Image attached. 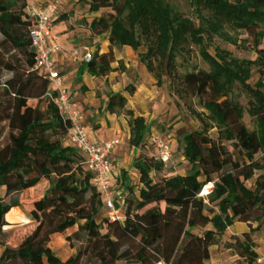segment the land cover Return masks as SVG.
Segmentation results:
<instances>
[{
  "label": "trees",
  "instance_id": "trees-1",
  "mask_svg": "<svg viewBox=\"0 0 264 264\" xmlns=\"http://www.w3.org/2000/svg\"><path fill=\"white\" fill-rule=\"evenodd\" d=\"M189 2L198 24L175 13L167 0L88 2L89 13L100 16L87 26L94 36L109 35L110 50L93 52L81 73L108 76L114 72L113 49L127 46L138 53L159 87L167 80L172 93L195 97L203 108L194 112L200 129L179 134L188 173H164L169 165L156 161L145 149L152 135L149 123L127 108L123 94L109 95V112L129 118V145L138 150L132 166L138 184H132L129 172L121 170L114 190L125 192V216L111 222L94 173L69 142V122L47 97L49 83L35 69L25 11L29 0H0V46L11 45L26 58L24 69L0 61L3 69L14 74L4 87L13 103L4 116L10 130L8 144L0 149V194H4L0 264H155L159 259L168 264H205L212 259V248L235 224L264 226V47L260 49L264 0ZM228 30L255 36L256 61L237 59L218 47L214 54L210 52L215 37L237 44ZM190 46L199 49L209 71L180 73L178 58ZM141 49L145 51L140 53ZM119 67L124 69L122 62ZM255 67L260 79L252 85ZM236 84L249 97L247 111L255 120V130L246 126L245 109L232 97ZM135 91L132 85L126 89L129 95ZM213 130L216 137L211 135ZM252 180L255 183L249 187ZM43 182L49 183L48 188L30 205L33 229L17 246L10 245L6 231L10 222L27 220L17 211L22 205L18 195L36 190ZM209 183L213 190L202 197ZM76 226L74 236L85 247L62 261L49 245L51 238ZM254 244L250 233H245L242 240L234 237L229 248L237 252L240 264H257Z\"/></svg>",
  "mask_w": 264,
  "mask_h": 264
},
{
  "label": "rangeland",
  "instance_id": "rangeland-1",
  "mask_svg": "<svg viewBox=\"0 0 264 264\" xmlns=\"http://www.w3.org/2000/svg\"><path fill=\"white\" fill-rule=\"evenodd\" d=\"M168 3L172 6L175 13H178L185 18L192 19L196 24H198L197 14L195 13V8L190 4L189 0H167ZM82 2L85 0H66L62 8L67 12L71 11H80L84 6ZM68 25V23H65ZM88 23L86 20H81L75 24V29L78 30L79 26H87ZM79 32V31H78ZM264 32V29H263ZM228 34L231 38L237 40V44L225 41L219 37L213 38L210 44V52L215 53V49L221 48L225 51L230 52L237 59H245L256 61L258 58V52L255 48V36L249 35L245 32H233L228 30ZM78 36L81 37L78 34ZM3 38L0 35V43ZM264 47V40L260 46V49ZM144 52V49L140 50ZM0 61L6 63L9 61L13 65L19 67V69H24L26 65V58L20 54L18 51L14 50L11 45L6 47L0 46ZM137 55V54H136ZM137 60V59H136ZM139 60V59H138ZM132 62V61H131ZM129 62V63H131ZM124 69L126 70L125 62H122ZM178 63L180 65V73L193 72L199 70L209 71V66L203 61L199 54V49L195 46H190L186 49L184 56L178 58ZM14 74L3 69L0 66V149H3L8 144L9 139V127L8 121L4 119V116L10 106L13 103V97L8 95L5 91V85L7 81L12 79ZM152 76V75H151ZM132 78L133 75H130ZM153 77V76H152ZM154 79V77H153ZM260 79V73L258 68H254L253 75L250 80V83L254 85ZM169 82L165 80L164 84L159 87L156 80L154 79L153 87V96L148 102L146 108V121L151 127V133L157 134L163 137L165 140L170 141V144L174 150V164L173 166L169 165L168 168L164 169V173L168 171H175L181 175H186L190 166L185 161H182V148L179 146V134L181 132H192L200 129L201 124L197 120L194 112H202L203 108L199 102V99L192 96H182L172 93L169 88ZM232 97L235 101H238L245 109L244 113V122L250 130H255L256 123L254 118H252L247 111V103L249 97L242 90V88L236 84L234 87ZM35 102V101H34ZM45 107V106H43ZM213 137H216V130L211 132ZM125 144L118 151L123 155H114V159L122 160L129 158L126 165H129L131 162V147L129 145V140H125ZM237 154H235V159H237ZM173 160V159H172ZM162 175L158 174L156 179H160ZM255 183V180L249 181L247 185L251 187ZM49 186L48 182H43V185L36 190H31L23 192L21 195H18V198L21 200L22 205L17 211L20 213L19 216L27 219L26 221H14L11 222V225L6 228L8 234V243L12 246H17L24 236L33 229V225L30 224L31 220L29 218V213L31 211V202L36 197L40 196ZM4 198V194H0V199ZM9 201V199H7ZM115 205L117 208L125 211V206L121 201H116ZM258 224L252 223L242 224L237 223L236 229L229 231L228 234L221 240L218 246L212 248V259L205 264H240L242 260L239 258V255L233 248H229V244L234 243V237H238L241 240L245 233H250V236L255 243V251L258 253V257L264 255V226H261L257 229ZM257 229V230H255ZM78 227L72 228L65 232L64 234L53 235L50 242V247L55 252V254L62 260L66 261L71 256L75 255L79 248L85 247L83 242L77 239L74 234L77 233ZM244 231V232H243ZM119 264H133L131 262H120Z\"/></svg>",
  "mask_w": 264,
  "mask_h": 264
},
{
  "label": "crops",
  "instance_id": "crops-1",
  "mask_svg": "<svg viewBox=\"0 0 264 264\" xmlns=\"http://www.w3.org/2000/svg\"><path fill=\"white\" fill-rule=\"evenodd\" d=\"M34 1L39 5L45 6L55 0ZM88 2L89 0H85L84 3L82 2L84 8L77 12L64 11L62 6L64 3L66 4V0H60L59 2L58 18L60 19L62 15H66V17L63 21L57 18L52 26V34L63 48V51L55 58L56 67L64 78L65 85L71 93L76 108L82 115V124L88 132L90 140L94 143L101 144L116 138V136H120L121 138V143L116 146L111 155L112 171L109 178L116 182L121 170H126L130 174L132 184L137 186L138 176L132 171V166L138 156V150L131 147L130 156L132 160L129 165H126L129 159L127 156L124 161L114 159V155L116 156V154L123 155L118 151L125 144V140H129L130 127L128 124L129 118L124 113L116 115L109 112L108 97L111 93L123 94L128 100L127 108L133 110L136 116H141L146 119L145 112L148 102L153 96L154 89L152 85L154 84V79L148 73L146 67L138 60V53L127 46L113 49L115 62L112 64V68L114 72L108 76L95 77L86 71L81 73L82 66L85 63L84 54L86 51L93 53L97 49H101L102 53H107L110 50V44L108 42L109 35L94 36L88 28L91 21L100 16V13H89ZM81 20H86L88 26H79V29L76 30L75 24ZM65 23H68V25H65ZM80 33L81 37L78 36ZM74 49L81 51V56L78 61L71 59V53ZM139 52L141 53V51ZM123 61L125 62L126 70L120 69L119 67V63ZM130 75H133V77L131 78ZM130 85L136 89L133 95H129L126 92L127 87ZM171 148L173 160L169 165L173 166L174 150L172 145ZM181 159L185 162L184 157ZM137 190L138 187L135 188V191ZM115 194L116 201H121L122 203L123 198L126 196L125 192L116 188ZM115 209L123 219L125 211L123 212L116 205ZM236 226L237 224L231 227L228 232L236 229ZM1 252L2 249L0 248V255Z\"/></svg>",
  "mask_w": 264,
  "mask_h": 264
},
{
  "label": "built area",
  "instance_id": "built-area-1",
  "mask_svg": "<svg viewBox=\"0 0 264 264\" xmlns=\"http://www.w3.org/2000/svg\"><path fill=\"white\" fill-rule=\"evenodd\" d=\"M59 2L55 0L42 6L29 0L26 7V14L30 21L29 36L35 51V69L49 83L47 97L56 105L59 115L63 120L68 121L70 129L68 139L80 153L86 158V164L94 173V184L101 192L106 207V215L111 222L121 221L122 218L115 209L116 182L109 178L112 171L111 155L121 143L120 136L101 144L90 140L88 132L82 124V115L76 108L70 91L65 85L64 78L56 67V56L63 51L62 46L52 34V26L58 18ZM81 56L79 49H74L71 59L78 61ZM86 63L92 60V52L84 54ZM145 149L156 161L169 165L172 163L173 153L169 141L163 137L152 134ZM213 183L204 187L201 196L207 197L213 190ZM123 203V202H122ZM124 205V204H123ZM155 264H168L159 259ZM257 264H264V255L258 258Z\"/></svg>",
  "mask_w": 264,
  "mask_h": 264
}]
</instances>
